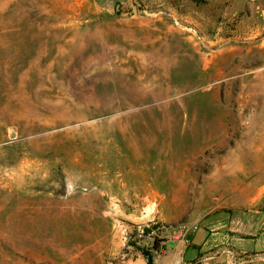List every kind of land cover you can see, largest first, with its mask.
<instances>
[{"label":"rangeland","instance_id":"374dc122","mask_svg":"<svg viewBox=\"0 0 264 264\" xmlns=\"http://www.w3.org/2000/svg\"><path fill=\"white\" fill-rule=\"evenodd\" d=\"M196 225L264 230V0H0V264H142Z\"/></svg>","mask_w":264,"mask_h":264},{"label":"crops","instance_id":"0c3cea01","mask_svg":"<svg viewBox=\"0 0 264 264\" xmlns=\"http://www.w3.org/2000/svg\"><path fill=\"white\" fill-rule=\"evenodd\" d=\"M256 227L249 228L248 233L254 234ZM186 239L188 243H186ZM231 243L237 248L245 251L264 249V230L256 239L241 238L237 234L216 233L208 228H199L186 238L179 237L166 243L163 250L153 255L154 264H192L199 259V256L213 248ZM142 264H148L142 259Z\"/></svg>","mask_w":264,"mask_h":264},{"label":"bare ground","instance_id":"6f19581e","mask_svg":"<svg viewBox=\"0 0 264 264\" xmlns=\"http://www.w3.org/2000/svg\"><path fill=\"white\" fill-rule=\"evenodd\" d=\"M97 138L100 140V136H98ZM101 141L105 144V146L103 148L106 150V152L103 155L107 154V156H110L112 158V160L114 161L115 166H118V165L120 166L121 163H123L125 160H127L128 154L122 152V150L116 145V143H117L116 141H113L111 139H109V140L105 139V140H101ZM126 170H127V168H125L121 171L125 172ZM124 175H126V174H124ZM150 191H151L150 194L152 196L159 195V193L156 192L155 189L154 190L150 189Z\"/></svg>","mask_w":264,"mask_h":264},{"label":"built area","instance_id":"2783aa9c","mask_svg":"<svg viewBox=\"0 0 264 264\" xmlns=\"http://www.w3.org/2000/svg\"><path fill=\"white\" fill-rule=\"evenodd\" d=\"M199 230V226H180V231H181V235L180 237L182 238H186L188 235L193 234L195 232H197ZM186 243H188L187 239H186Z\"/></svg>","mask_w":264,"mask_h":264},{"label":"trees","instance_id":"16d2710c","mask_svg":"<svg viewBox=\"0 0 264 264\" xmlns=\"http://www.w3.org/2000/svg\"><path fill=\"white\" fill-rule=\"evenodd\" d=\"M146 259H147V262L148 264H154V260H153V257L151 255H146Z\"/></svg>","mask_w":264,"mask_h":264}]
</instances>
